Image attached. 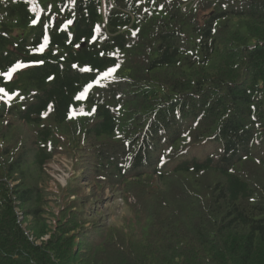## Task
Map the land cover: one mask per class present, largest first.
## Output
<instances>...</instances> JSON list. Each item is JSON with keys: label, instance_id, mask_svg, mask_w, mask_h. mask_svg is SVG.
<instances>
[{"label": "trees", "instance_id": "trees-1", "mask_svg": "<svg viewBox=\"0 0 264 264\" xmlns=\"http://www.w3.org/2000/svg\"><path fill=\"white\" fill-rule=\"evenodd\" d=\"M0 88V264H264V0H0Z\"/></svg>", "mask_w": 264, "mask_h": 264}, {"label": "rangeland", "instance_id": "rangeland-1", "mask_svg": "<svg viewBox=\"0 0 264 264\" xmlns=\"http://www.w3.org/2000/svg\"><path fill=\"white\" fill-rule=\"evenodd\" d=\"M245 31L244 26L241 27ZM71 166L67 159L55 160L52 163L51 173L57 186L65 188L71 181ZM73 185L77 187L76 194L71 198L78 201L80 213L89 221V225L98 226L97 231L103 233L109 226H119L127 217H131L128 207L119 194L114 195L111 189L99 190L94 184H90L83 175H79ZM89 241L95 238L89 235Z\"/></svg>", "mask_w": 264, "mask_h": 264}, {"label": "snow or ice", "instance_id": "snow-or-ice-1", "mask_svg": "<svg viewBox=\"0 0 264 264\" xmlns=\"http://www.w3.org/2000/svg\"><path fill=\"white\" fill-rule=\"evenodd\" d=\"M19 67V66H18ZM15 70V69H14ZM9 77L11 76V73H8L7 74ZM105 75H107V73H105ZM5 90L4 89H2V88H0V92H4ZM5 94H7V93H5Z\"/></svg>", "mask_w": 264, "mask_h": 264}]
</instances>
